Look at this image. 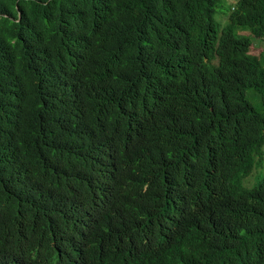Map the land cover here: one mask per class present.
Masks as SVG:
<instances>
[{
    "label": "trees",
    "instance_id": "1",
    "mask_svg": "<svg viewBox=\"0 0 264 264\" xmlns=\"http://www.w3.org/2000/svg\"><path fill=\"white\" fill-rule=\"evenodd\" d=\"M217 2L0 0V264H264V0Z\"/></svg>",
    "mask_w": 264,
    "mask_h": 264
},
{
    "label": "rangeland",
    "instance_id": "2",
    "mask_svg": "<svg viewBox=\"0 0 264 264\" xmlns=\"http://www.w3.org/2000/svg\"><path fill=\"white\" fill-rule=\"evenodd\" d=\"M234 0H218L217 4L214 7V19L216 21H218L219 23V30L223 27H225L228 24V20H227V16L224 14L223 9L225 7H227L230 3L234 4L233 2ZM235 32L238 33H248L245 30H243L242 28H236ZM256 41V46L254 47V52L258 53V55L262 53V51L264 50V39L262 40V42H260L258 39H254ZM252 90L249 89L247 90V96L250 98V100L252 101L254 107L257 108L256 103L253 100L252 97ZM262 165L258 168L255 169L254 172L252 174H250L249 176H247V178H244V184L247 187H250L251 185H253L260 177H262L264 175V143L262 145Z\"/></svg>",
    "mask_w": 264,
    "mask_h": 264
},
{
    "label": "clouds",
    "instance_id": "3",
    "mask_svg": "<svg viewBox=\"0 0 264 264\" xmlns=\"http://www.w3.org/2000/svg\"><path fill=\"white\" fill-rule=\"evenodd\" d=\"M233 2H235V0Z\"/></svg>",
    "mask_w": 264,
    "mask_h": 264
}]
</instances>
